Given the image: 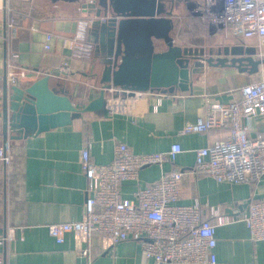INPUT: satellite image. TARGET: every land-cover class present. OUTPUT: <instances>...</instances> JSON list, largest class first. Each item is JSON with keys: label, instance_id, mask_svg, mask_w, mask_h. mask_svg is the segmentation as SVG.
<instances>
[{"label": "crops", "instance_id": "crops-1", "mask_svg": "<svg viewBox=\"0 0 264 264\" xmlns=\"http://www.w3.org/2000/svg\"><path fill=\"white\" fill-rule=\"evenodd\" d=\"M83 1L12 0L13 11L9 13L4 9L5 0H0V143L5 142L2 93L10 62L16 65V71L26 72V78L20 79L19 84L42 76V67L90 73L100 68L95 49L92 55L77 58L64 43L75 34L78 20L82 18L79 8ZM203 1L179 0L177 3L176 38L180 43L219 46L237 39L235 34L214 31L209 23L194 29L190 15H200L197 9ZM13 16L18 21L14 33L6 26L8 17ZM49 33L53 38L51 49L47 50L44 44ZM88 35L91 39L90 30ZM245 43L263 49L257 38ZM198 76L193 93L188 92L180 100L165 98L158 110L150 108L146 94L137 93L129 99L108 100V106L118 116L97 117L86 113L70 125L27 139L9 140L13 146L12 162L7 165L0 161V235L6 237L0 252L6 264H154L135 239L108 244L99 234H94L92 254L88 257L80 255L73 234H67L63 243L49 234V224L83 217L87 182L80 156L84 142H91L90 152L95 162L109 163L114 159V141L125 142L139 153L167 150L174 141H179L183 152L177 155L175 163L166 162L163 169L180 168L186 172L180 203L190 204L198 197L234 215L243 211L254 195L263 197L264 180L257 188L249 183L219 182L193 170L195 149L227 136V124L204 133L182 129L206 114V100L228 102L233 99L230 89L264 75L239 72L235 67L206 66ZM68 83L74 86L76 82ZM78 88L80 93L74 99L77 103L87 102L94 95L87 83H79ZM251 127L253 134L264 131V116L252 119ZM161 174L159 165L143 167L137 180L124 183L123 195L132 198L138 187L146 186ZM216 237L215 251L221 264H264V241L252 240L245 222L237 220L218 226Z\"/></svg>", "mask_w": 264, "mask_h": 264}, {"label": "built area", "instance_id": "built-area-1", "mask_svg": "<svg viewBox=\"0 0 264 264\" xmlns=\"http://www.w3.org/2000/svg\"><path fill=\"white\" fill-rule=\"evenodd\" d=\"M11 1L5 0L4 9L9 13L13 11ZM197 11L216 32L235 34L244 42L257 38L259 46L264 43V0H204ZM91 22L92 18H80L74 36L64 40L77 58L92 55L94 45L88 35ZM6 26L14 33L16 17H8ZM52 38L51 33L46 35L45 49H51ZM15 68L10 62L6 74L9 84L27 76L25 70ZM230 93L233 99L228 102L206 100V114L182 129L204 133L228 126L227 136L195 149L193 170L219 182L249 183L258 188L264 180V131L253 134L251 121L264 116V76L232 88ZM113 144L114 159L109 163L95 162L91 142L82 144L80 166L87 182L84 214L80 220L48 225L49 234L58 243L73 234L80 255L91 257L93 235L99 234L108 244L138 240L154 264H221L215 251L218 226L243 221L252 240L264 241V196L254 195L246 208L234 215L198 197L190 204L180 203L186 172L163 169L166 162L175 163L183 152L179 141L167 150L142 153L125 142ZM12 148V141L0 143V161L7 165L12 162ZM149 165H159L161 176L138 187L132 198L124 196V183L137 180L141 169ZM5 241L0 235V247ZM5 261L0 252V264Z\"/></svg>", "mask_w": 264, "mask_h": 264}, {"label": "water", "instance_id": "water-1", "mask_svg": "<svg viewBox=\"0 0 264 264\" xmlns=\"http://www.w3.org/2000/svg\"><path fill=\"white\" fill-rule=\"evenodd\" d=\"M179 0H85L82 17L92 18L91 41L100 68L95 72L46 70L24 84H9L2 93L4 140L35 137L52 128L70 125L86 113L97 117L120 115L109 99L148 97L158 110L165 98L180 100L193 93L194 81L205 67H235L239 72L264 75V56L257 45L237 38L219 46H187L176 38ZM76 82L71 86L68 82ZM93 96L84 103L74 99L79 83Z\"/></svg>", "mask_w": 264, "mask_h": 264}, {"label": "rangeland", "instance_id": "rangeland-1", "mask_svg": "<svg viewBox=\"0 0 264 264\" xmlns=\"http://www.w3.org/2000/svg\"><path fill=\"white\" fill-rule=\"evenodd\" d=\"M190 16L193 17L192 19L194 20V29H197L198 27H201L203 24H207L208 23V20L207 19H204V16H202V15L195 16V15L191 14ZM186 19H188L187 16H186ZM258 51H259V55L261 57H263L264 56L263 55V53H264V47L261 50L259 48ZM252 81H254V80H252Z\"/></svg>", "mask_w": 264, "mask_h": 264}, {"label": "trees", "instance_id": "trees-1", "mask_svg": "<svg viewBox=\"0 0 264 264\" xmlns=\"http://www.w3.org/2000/svg\"><path fill=\"white\" fill-rule=\"evenodd\" d=\"M181 34L184 35V31H181Z\"/></svg>", "mask_w": 264, "mask_h": 264}, {"label": "bare ground", "instance_id": "bare-ground-1", "mask_svg": "<svg viewBox=\"0 0 264 264\" xmlns=\"http://www.w3.org/2000/svg\"><path fill=\"white\" fill-rule=\"evenodd\" d=\"M262 47H264V43H263V46Z\"/></svg>", "mask_w": 264, "mask_h": 264}]
</instances>
